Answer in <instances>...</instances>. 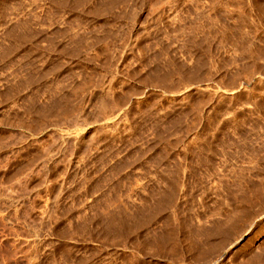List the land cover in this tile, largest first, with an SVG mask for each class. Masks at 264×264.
<instances>
[{"label": "rangeland", "instance_id": "obj_1", "mask_svg": "<svg viewBox=\"0 0 264 264\" xmlns=\"http://www.w3.org/2000/svg\"><path fill=\"white\" fill-rule=\"evenodd\" d=\"M0 264H264V0H0Z\"/></svg>", "mask_w": 264, "mask_h": 264}]
</instances>
